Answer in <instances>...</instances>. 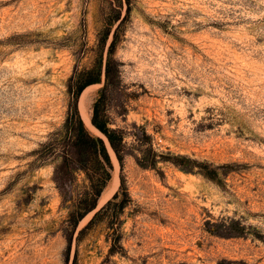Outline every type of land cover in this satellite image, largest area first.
Masks as SVG:
<instances>
[{"label":"rangeland","instance_id":"obj_1","mask_svg":"<svg viewBox=\"0 0 264 264\" xmlns=\"http://www.w3.org/2000/svg\"><path fill=\"white\" fill-rule=\"evenodd\" d=\"M117 28L110 126L130 154L122 171L92 124L103 73L78 111L113 170L74 229L90 181L55 178L69 79L105 63ZM0 264H264V0H0Z\"/></svg>","mask_w":264,"mask_h":264},{"label":"trees","instance_id":"obj_2","mask_svg":"<svg viewBox=\"0 0 264 264\" xmlns=\"http://www.w3.org/2000/svg\"><path fill=\"white\" fill-rule=\"evenodd\" d=\"M130 6V0H125ZM120 19V16L117 18ZM118 28L114 33L113 39L107 50V57L103 63V57L100 58L92 68H85L79 71L78 68L74 70L73 75L69 79L68 90L71 95V105L67 119V131L71 138L66 142L67 151L63 156V163L56 170V180L59 184L64 185L67 183V178L73 167L83 170L88 180L90 181L89 190L86 199H81L76 209L70 214V223L76 229L79 222L89 212L96 209L97 199L107 185L111 178V171L113 164L106 146V143L100 137H94L85 127L78 111V99L82 91L90 84L101 83L104 73V87L101 96L94 103L92 124L101 132L107 139L113 149L123 171L124 158L129 155V146L125 141V132L122 129L112 128V119L109 113V93L114 86L117 85L121 75L122 63L116 58V48L119 41ZM103 49V44L101 45ZM101 57V56H100ZM151 137L143 132V138L140 140L142 145H149L146 150L142 151L143 154L147 151L149 157L144 159H137L138 163L144 167H151L157 161V154L152 149ZM152 152V155H151ZM210 178H213L209 175ZM121 189L122 192H117L113 200L120 197L121 194L128 198V191L125 188L123 175L121 176ZM112 204L110 200L106 206L102 207L93 217L91 223L96 220L104 212L107 211V206ZM124 200L120 203L123 207ZM69 244L72 238L68 237ZM119 247L114 243L110 249V255L119 253ZM122 248V247H121Z\"/></svg>","mask_w":264,"mask_h":264},{"label":"bare ground","instance_id":"obj_3","mask_svg":"<svg viewBox=\"0 0 264 264\" xmlns=\"http://www.w3.org/2000/svg\"><path fill=\"white\" fill-rule=\"evenodd\" d=\"M88 122L90 123V121L88 120Z\"/></svg>","mask_w":264,"mask_h":264}]
</instances>
